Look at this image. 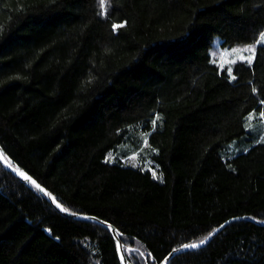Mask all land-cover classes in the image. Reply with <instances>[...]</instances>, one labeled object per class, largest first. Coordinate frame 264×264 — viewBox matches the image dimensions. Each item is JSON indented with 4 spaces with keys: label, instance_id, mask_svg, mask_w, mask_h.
Listing matches in <instances>:
<instances>
[{
    "label": "trees",
    "instance_id": "trees-1",
    "mask_svg": "<svg viewBox=\"0 0 264 264\" xmlns=\"http://www.w3.org/2000/svg\"><path fill=\"white\" fill-rule=\"evenodd\" d=\"M106 8L0 0L5 159L69 212L114 225L131 264H162L228 221L167 264H264V226L247 219L264 221V142L230 148L254 141L248 118L264 111V0ZM250 46L251 62L240 59ZM146 135L155 172L110 160L145 152ZM0 264L123 263L107 228L63 215L0 161Z\"/></svg>",
    "mask_w": 264,
    "mask_h": 264
},
{
    "label": "rangeland",
    "instance_id": "rangeland-1",
    "mask_svg": "<svg viewBox=\"0 0 264 264\" xmlns=\"http://www.w3.org/2000/svg\"><path fill=\"white\" fill-rule=\"evenodd\" d=\"M261 45H264V44H261ZM248 55H251V53L248 51H243V53L240 54V59L241 57H247ZM229 59H230V55H228L225 58V54L222 53L219 59V63H221L222 65L223 64L225 65V63L228 62ZM242 60H245V59H242ZM247 129L249 132L252 133V135L248 137L252 138L254 141H246L242 145H237L236 141L231 143L230 148H231L232 154H238L242 152L243 150H248L251 147V145L254 143L264 142V121L262 120L260 114L255 112L249 116ZM146 137L147 135L144 136V142H143V148H145V152H143L142 154L140 151H136L133 145H130V146H125L124 148L121 149L122 151L120 150L118 151V153L115 152L117 155L111 154L112 156L110 160L112 162L113 161L118 162L120 158H126L127 165H130V166L138 165L144 168L145 170H151L155 172L154 160L151 158L150 149L146 150V142H145ZM148 151L150 153H148ZM128 158L130 160H128Z\"/></svg>",
    "mask_w": 264,
    "mask_h": 264
},
{
    "label": "water",
    "instance_id": "water-1",
    "mask_svg": "<svg viewBox=\"0 0 264 264\" xmlns=\"http://www.w3.org/2000/svg\"><path fill=\"white\" fill-rule=\"evenodd\" d=\"M0 157H2V158H0V161H1V163L3 164V166L6 168V170H8L9 172H11V173H13L15 176H17L18 178H20L23 182H25L26 184H31V185H33L32 183H31V181H29V180H25L21 175H20V172H23V173H25L26 175H28V176H30L33 180H35L40 186H41V188H43L45 191L44 192H42L40 189H38L40 192H41V194L54 206V208L56 209V210H58L60 213H62L63 215H65V216H67V217H69V218H72V219H75V220H86V221H91V222H95V223H97V224H100V225H102V226H104L105 228H107L109 231H110V233L112 234V236H113V238L115 239V242H116V244H117V247H118V250H119V254H120V257H122V255H123V260H122V263L123 264H129V260H128V258H127V256H126V254H125V251H124V245H123V242H122V240H121V238L119 237V234H118V231H117V228L114 226V225H112V224H110V223H108V222H106V221H104V220H102V219H100V218H98V217H95V216H91V215H86V214H78V213H72V212H69V211H67V212H63V211H61L59 208H57L56 207V203L58 202V200L56 199V202H53V200H52V197H55L46 187H44L41 183H39L34 177H32L27 171H25V170H23L22 168H19V167H13L6 159H5V157H4V155H3V148H2V146L0 145ZM34 186V185H33ZM45 192H47V193H50L51 195H46L45 194ZM59 203V202H58ZM245 218V217H244ZM244 218H235V219H232V220H239V219H244ZM247 219H249V220H251L252 222H254V223H256V224H258V225H260V226H264V221H259V220H257V219H254V218H250V217H247ZM229 222H231V221H228V222H226L225 224H223L222 226H220L219 228H217L210 236H209V238H207L206 239V243H204V244H200V243H198L197 245H200L199 247H197V248H184V247H181V248H179V249H177V250H175L174 252H172L165 260H164V262L162 263V264H167L169 261H170V259L172 258V257H174L175 255H177V254H179V253H184V252H188V251H194V250H198V249H200V248H202V247H204V246H206L210 241H212L213 240V238L215 237V236H217L228 224H229ZM106 225H111V229H109L108 227H106ZM50 232L48 231V234H49ZM131 264V263H130Z\"/></svg>",
    "mask_w": 264,
    "mask_h": 264
},
{
    "label": "snow or ice",
    "instance_id": "snow-or-ice-1",
    "mask_svg": "<svg viewBox=\"0 0 264 264\" xmlns=\"http://www.w3.org/2000/svg\"><path fill=\"white\" fill-rule=\"evenodd\" d=\"M107 2H108V0H100V7H101V9H102L100 15H102V16H104V15L107 14V8H106V4H107ZM125 25H126V22H124V23H117V24H113V25H112V28H113V30L115 31V30H118V29H121V28L125 27ZM255 44H256V45L264 44V32H262V33L259 35V38H258L257 41H255ZM248 51L251 53V55H248L247 57H241V59H245V60H247L248 62H251V60H252V59L254 58V56H255V46H250V47L248 48ZM230 71H231V70L229 69V72H230ZM232 79H235V77L233 76ZM253 91H255V89H254ZM261 103L264 104V101H261ZM260 116H261V117H264V111H262V112L260 113ZM157 119H159V117H157ZM152 123L155 125L156 120H153ZM0 158H2V157H0ZM20 175H21L25 180H29V181H31V183H32L37 189H40L42 192L45 191V190H44L43 188H41V186H40L35 180H33L30 176L26 175V174L23 173V172H20ZM45 194H46V195H51L50 193H47V192H45ZM52 200H53V202H56V198H55V197H52ZM56 207L59 208V209H60L61 211H63V212H67V211H68V209L64 208L63 205H61V204L58 203V202L56 203ZM73 214H74V213H73ZM106 227H108L109 229H111V225H106ZM204 243H206V240H201V241H200V244H201V245L204 244ZM199 246H200V245H197V244H185V245H184V248H197V247H199ZM125 252H127V250H125ZM140 255H143V254L140 253ZM123 258H124V257H123V255H122L121 259L123 260ZM128 259H129V264H130V262H131V256H129Z\"/></svg>",
    "mask_w": 264,
    "mask_h": 264
}]
</instances>
